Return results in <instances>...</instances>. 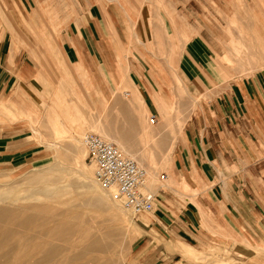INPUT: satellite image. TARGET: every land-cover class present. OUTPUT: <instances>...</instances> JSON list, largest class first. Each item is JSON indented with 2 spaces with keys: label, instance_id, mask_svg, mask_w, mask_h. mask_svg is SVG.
<instances>
[{
  "label": "crops",
  "instance_id": "obj_1",
  "mask_svg": "<svg viewBox=\"0 0 264 264\" xmlns=\"http://www.w3.org/2000/svg\"><path fill=\"white\" fill-rule=\"evenodd\" d=\"M13 1L29 18L35 1ZM139 1L77 0L78 12L38 44L13 37L7 13L0 12L6 29L0 36V102L15 95L46 99L56 89L50 75L62 68L66 76L92 86L99 78L100 91L111 86L126 93L125 121L140 139L146 125H162L164 107L171 110L175 72L187 91L209 95L172 140L168 171L159 173L158 183H149L154 208L135 217L143 243L139 253L149 252L142 264H194L209 244L227 249L234 264H264V69L222 80L218 41L204 24L185 40L175 66L157 58L150 10ZM245 1L251 3L254 23L261 22L264 0ZM236 38L231 36V44ZM261 39L256 38L264 51ZM166 125L163 144L170 138L169 119ZM104 130L96 132L119 143ZM0 132V164L36 159L38 144L28 135Z\"/></svg>",
  "mask_w": 264,
  "mask_h": 264
},
{
  "label": "rangeland",
  "instance_id": "obj_2",
  "mask_svg": "<svg viewBox=\"0 0 264 264\" xmlns=\"http://www.w3.org/2000/svg\"><path fill=\"white\" fill-rule=\"evenodd\" d=\"M34 1L35 5L28 9V18L25 16H28L26 12L22 16L13 0H0V12L7 13L12 36L19 42L22 37L28 39L29 43L44 42L55 31L54 26L67 22L80 8L77 0ZM138 4L149 7L153 34L151 43L158 44L155 52L157 58L168 60L172 66H175L185 40L198 29V25L204 24L203 26L213 30L215 42L218 41L220 55L216 63L219 64L222 80L264 69V51L256 40L261 37L264 39V18L260 20L262 23H254L251 3L245 0H140ZM186 28H189L188 35L184 31ZM5 30L0 18V36ZM231 36L237 37L232 44ZM163 44L168 46V50H160V46L164 48ZM233 44L236 46H232ZM231 46L233 48L229 49ZM230 51L232 62L226 60ZM56 70L58 73L55 76L50 75L51 81H56V89L46 99L31 100L15 95L0 102V128H7L8 134L28 135V140L38 144L36 159L19 165L0 164V207H17L21 202L23 204L22 199L31 195H35V198L30 204L45 202L39 191L44 179L42 177H57L60 185L70 187V194L63 198L75 199L71 206L62 208L61 212H67L65 210L70 207L68 212L74 213L80 222L88 221L89 224L80 226L82 228L87 225L88 228H93L97 222V228L108 223L105 228L101 227L105 231L117 227L118 236L111 264H142L143 260H147L149 252L139 253L143 243L140 241L142 237L139 238L135 218L94 183L93 166L86 159L87 152L80 138L85 132L101 131L102 126L105 132L108 131L119 142L116 143L119 148L125 146L133 154L129 156L148 170L149 183H158L159 173L168 171L171 164L169 153L172 151V142L175 143L181 133L186 118L197 110L209 93L198 92L197 89L187 91L174 72L171 110L164 107L167 117L161 121L162 125L151 126L152 129L146 125L145 137L136 139L123 114L126 104L123 97L127 96L126 93L111 86L109 90L100 91L99 88L103 85L99 78L92 86L83 79L75 80L66 76L62 68ZM129 105L131 107L132 103ZM168 119L170 138L164 139L163 144L161 142ZM112 142L115 143L114 140ZM176 186L179 188V185ZM180 188L187 190L185 187ZM46 202L49 209L57 208L53 202ZM214 246L216 245H207L208 250L191 263L234 264L227 249Z\"/></svg>",
  "mask_w": 264,
  "mask_h": 264
},
{
  "label": "bare ground",
  "instance_id": "obj_3",
  "mask_svg": "<svg viewBox=\"0 0 264 264\" xmlns=\"http://www.w3.org/2000/svg\"><path fill=\"white\" fill-rule=\"evenodd\" d=\"M42 178V185H38L41 186L40 197L45 202L41 200L43 203L39 205L30 204L35 198V195H31L24 197L23 204L21 202L17 207H0V264H111L118 236L117 227L105 231L101 228L103 226L96 227L98 222L91 225L96 227L94 229L88 228V225L80 227L82 224H89L88 221L80 222L74 213L68 212L70 207L65 210L67 212H61L62 208L71 206L75 200L63 198L70 194L69 185H60L57 177ZM46 200L53 202L57 208L49 209ZM85 203L84 206H87ZM89 222L92 223L90 220ZM106 224L108 223L105 226Z\"/></svg>",
  "mask_w": 264,
  "mask_h": 264
},
{
  "label": "built area",
  "instance_id": "obj_4",
  "mask_svg": "<svg viewBox=\"0 0 264 264\" xmlns=\"http://www.w3.org/2000/svg\"><path fill=\"white\" fill-rule=\"evenodd\" d=\"M154 115L149 123H155ZM87 161L93 166V181L132 217L154 208L156 195L148 187V170L126 155L115 143L94 132L81 136ZM164 177V175H162Z\"/></svg>",
  "mask_w": 264,
  "mask_h": 264
}]
</instances>
